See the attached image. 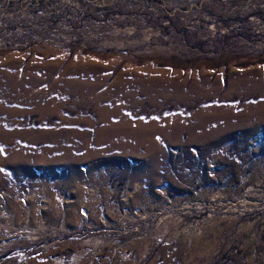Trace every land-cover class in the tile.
<instances>
[{
  "label": "rangeland",
  "instance_id": "374dc122",
  "mask_svg": "<svg viewBox=\"0 0 264 264\" xmlns=\"http://www.w3.org/2000/svg\"><path fill=\"white\" fill-rule=\"evenodd\" d=\"M0 264H264V0H0Z\"/></svg>",
  "mask_w": 264,
  "mask_h": 264
}]
</instances>
